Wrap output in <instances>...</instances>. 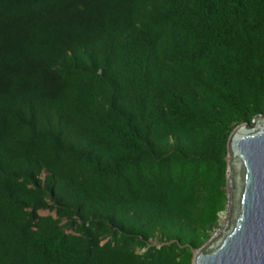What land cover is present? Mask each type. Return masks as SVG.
Listing matches in <instances>:
<instances>
[{"label": "trees", "instance_id": "1", "mask_svg": "<svg viewBox=\"0 0 264 264\" xmlns=\"http://www.w3.org/2000/svg\"><path fill=\"white\" fill-rule=\"evenodd\" d=\"M259 115L264 0H0V264H193Z\"/></svg>", "mask_w": 264, "mask_h": 264}, {"label": "water", "instance_id": "2", "mask_svg": "<svg viewBox=\"0 0 264 264\" xmlns=\"http://www.w3.org/2000/svg\"><path fill=\"white\" fill-rule=\"evenodd\" d=\"M226 180L229 220L193 264H264V115L231 133Z\"/></svg>", "mask_w": 264, "mask_h": 264}, {"label": "rangeland", "instance_id": "3", "mask_svg": "<svg viewBox=\"0 0 264 264\" xmlns=\"http://www.w3.org/2000/svg\"><path fill=\"white\" fill-rule=\"evenodd\" d=\"M226 190H227V187H226ZM234 190H235V188L233 189V191H234ZM40 214H41L42 216H47V215H53V216H55V213H50V212H47V211H45V212H41ZM228 220H229V215H228V213L226 212V213H224V215H222V217L220 218V221H219V227H218V229H216V230L213 232L212 236H215V235L217 236L218 232L222 230V228L224 227V225L227 223ZM150 245H151V246H157V247H159V246H161V243H160L159 241H157V240H153V241L150 242Z\"/></svg>", "mask_w": 264, "mask_h": 264}]
</instances>
